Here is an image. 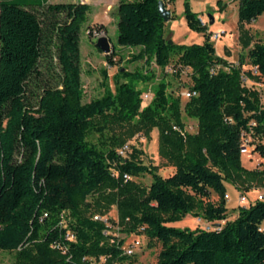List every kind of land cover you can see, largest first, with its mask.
<instances>
[{"label": "trees", "instance_id": "16d2710c", "mask_svg": "<svg viewBox=\"0 0 264 264\" xmlns=\"http://www.w3.org/2000/svg\"><path fill=\"white\" fill-rule=\"evenodd\" d=\"M176 1L122 0L116 9L122 51L113 47L110 66L127 52L132 63L165 73L144 107L138 86L157 78L148 69L119 68L113 87L103 69L104 94L84 101L81 31L89 5L0 0V250L15 253L14 264L129 260L125 240L94 219L114 207L123 233H144L162 244L157 264H264V200L239 208L230 220L226 199V183L247 185V192L264 185V169L247 170L241 153V134L251 122L264 140L259 95L242 86L244 57L235 65L217 56L208 25L189 1L183 13L187 26L203 34L204 42L170 45L159 4L167 8ZM236 1L240 29L264 15V0ZM174 18L171 12L169 22ZM88 30L93 41L95 30L107 36L100 24ZM244 35L242 29L240 39L248 49L251 41ZM248 57L259 73L248 75L260 80L264 44H254ZM168 69L178 79L185 69L191 71L187 88L196 96L184 109L180 96L170 92ZM183 111L198 120L197 133L186 131ZM135 120L148 134L159 131V156L175 168L172 175L163 177L156 166L145 165L143 152L134 146L121 156L123 141L104 148L89 141L92 133L102 135L110 125ZM255 151L264 157V142ZM125 175H150L152 183L125 182ZM93 195L97 199L91 204ZM188 215L224 225L218 230L172 226Z\"/></svg>", "mask_w": 264, "mask_h": 264}, {"label": "rangeland", "instance_id": "374dc122", "mask_svg": "<svg viewBox=\"0 0 264 264\" xmlns=\"http://www.w3.org/2000/svg\"><path fill=\"white\" fill-rule=\"evenodd\" d=\"M76 0H50L52 4L60 3H73ZM82 1V0H80ZM91 3L90 12L86 23L82 27L81 31V57H82V82L85 90V102H89L92 99L101 97L104 94L103 76L101 71L107 69L108 76L111 81L119 68L126 67L131 72L138 70H153L156 74V80L150 84H141L138 89L142 91V96L148 94L150 99H144V107L147 106L154 96V90L159 80L165 76L161 70L156 67H145L143 62H133L128 58V53L123 52L122 56L114 58V66L111 67L107 62V56L101 53L96 47V40H92L89 35V28L100 22L106 23L108 27V35L105 36L109 39L111 45L117 50L122 51V47L118 44V15L116 9L113 13L114 4L107 0H85ZM189 1L194 12H197L202 20L206 22L211 34L224 32L221 38L211 41L216 48V54L218 57L227 60L229 63L239 65L240 57H244L245 65L242 71L255 72L249 63V51L256 43L264 44V15L260 16L256 21L251 24L243 26L244 39L249 38L251 41V47L248 49L243 48L242 41L240 39L242 29H240L238 23V8L239 2L236 0H177L174 4L168 5L167 9L173 12L175 18L168 22L166 28V34L177 45H193L202 44L204 42V35L191 31L186 23V19L183 15L184 4ZM209 15H213V24L209 22ZM115 17V19H114ZM116 20V21H115ZM138 50H135L136 54ZM126 58V59H125ZM174 64V63H173ZM172 64V65H173ZM225 69V68H224ZM171 70H167V81L171 84L170 92L175 96H180L182 101V109L188 102L182 93L186 92L190 78L188 74H182L178 79L171 74ZM183 122L185 123V129L188 133L195 134L198 131V120L190 119L183 111ZM158 139L159 131L154 129L149 134L146 129L135 120L131 124L123 125H110L104 134L92 133L89 136V141L99 148L110 146L114 140L123 141L125 145L136 147L143 152L142 159L147 166H156L158 168V174L163 177H168L175 172V168L168 164L166 161L160 158L158 151ZM104 144H106L104 146ZM244 155L242 158L243 166L247 170L264 169V158L261 159L255 155ZM263 162V163H262ZM132 180L141 186L149 187L152 183V177L150 175H141L138 178H132ZM227 191L230 199L227 201L228 217L231 220L233 214L237 212L238 208L234 210L239 203L240 194L245 193L247 197V203L245 206L249 207L251 202L256 201L259 196L258 189L260 185H252L251 190L247 192V185L235 187L230 183H226ZM97 199V195H93L88 199V202L93 204ZM213 201L218 200V196L214 195L211 198ZM102 221L106 222L110 228L109 234L117 238L118 240H125L123 249L125 253L130 257L129 260L124 262H118L115 264H157L158 256L162 250V244L155 240L151 241L148 237L142 233L140 235L127 236L121 231V227L118 225V214L116 208H112L111 211L102 217ZM218 223H208L204 220L196 219L195 217L188 215L181 222L172 224L178 228H189L195 230L201 228L204 230H218ZM136 241H140L141 245L137 248H133ZM132 250L131 254L128 251ZM16 261V255L10 251L0 250V264H14ZM94 264H108L105 258L100 261H94Z\"/></svg>", "mask_w": 264, "mask_h": 264}, {"label": "built area", "instance_id": "2783aa9c", "mask_svg": "<svg viewBox=\"0 0 264 264\" xmlns=\"http://www.w3.org/2000/svg\"><path fill=\"white\" fill-rule=\"evenodd\" d=\"M202 23L204 25H207L206 22L204 20H202ZM222 35H224V32H220V33H214L212 34L211 38H213V40H218L219 38L222 37ZM105 33L104 32H100V31H93L92 33V38L94 40H98L99 38L105 37ZM170 70V69H169ZM225 70L228 71L229 68L225 67ZM188 74L189 78H190V73L191 71L188 69H185L184 74ZM212 73H215V69L212 70ZM259 73L257 72V68H255V72H253V75H258ZM241 80H242V86L245 87L249 92H255L259 95V99H260V103H261V108L264 110V77H262L260 80H256L252 77H250L248 75L247 72H243L242 76H241ZM189 84V83H188ZM187 99L192 98L193 96H196L195 92H192L190 89L187 88L186 92L182 93ZM143 100L144 99H150V96L148 94L142 96ZM257 124L256 122H251L250 126H249V130H245L242 132L241 134V140H242V144H241V153L242 156L244 155H252L250 157H254L255 155H259L258 153H256V148L257 145L264 142L263 140V136L262 134H258L255 131ZM132 146L130 145H125L123 147H121L119 149V154L123 157H126L127 154L131 151ZM125 182H128L130 180H132V177L125 175L124 176ZM226 199H228V195L226 196ZM259 201L264 200V195L259 194L258 198ZM256 199V200H257ZM247 203V197L245 195V193L240 194L239 197V205L240 206H245ZM95 220H101L102 218H100L99 216H95L94 217ZM141 245L140 241H136V243L134 244L133 248H137ZM133 251L130 250L128 251L129 254H131ZM127 255V254H126Z\"/></svg>", "mask_w": 264, "mask_h": 264}, {"label": "water", "instance_id": "95a60500", "mask_svg": "<svg viewBox=\"0 0 264 264\" xmlns=\"http://www.w3.org/2000/svg\"><path fill=\"white\" fill-rule=\"evenodd\" d=\"M159 12L161 16L164 18L166 22H169L171 12L165 7L163 2H160L159 4ZM214 17L213 15H209V22L210 24H213ZM174 42L171 40L170 45H172ZM96 47L98 50H100L104 55L108 56L113 51V46L111 45L109 39L107 37L99 38L96 42ZM221 226V224H218Z\"/></svg>", "mask_w": 264, "mask_h": 264}, {"label": "crops", "instance_id": "0c3cea01", "mask_svg": "<svg viewBox=\"0 0 264 264\" xmlns=\"http://www.w3.org/2000/svg\"><path fill=\"white\" fill-rule=\"evenodd\" d=\"M89 1V0H88ZM108 1H111V2H113V4H114V7L115 8H113V13H114V10L115 9H117V7H118V5H119V3H120V1H122V0H107V2ZM49 2H50V0H49ZM73 3H81V4H87V5H89L90 7H91V3L90 2H86L85 0H82V1H80V0H76V1H74ZM197 13V12H196ZM114 19H115V17H114ZM201 19V18H200ZM116 21V20H115ZM98 24H100V25H103V26H105L106 27V29H107V35L109 34L108 33V27H107V25H106V23H104V22H100V23H98ZM210 32H212V30L210 29L209 30ZM257 156H259L261 159H263L264 157H262V156H260V155H257ZM244 156H242V158H243ZM263 163V162H262ZM262 165H264V164H262ZM260 190V191H259ZM258 191L260 192L259 194H262V195H264V187H260L259 189H258ZM227 195H228V199H227V201L230 199V196H229V194L227 193ZM239 201V200H238ZM241 207H245V206H240L239 205V203H238V206L234 209V210H236L237 208H238V210H239V208H241ZM237 210V212H235L234 214H233V217L231 218V220H235L236 218H237V216H238V214H239V211ZM228 211H229V209H228ZM221 225L223 226L224 225V222H222L221 223Z\"/></svg>", "mask_w": 264, "mask_h": 264}]
</instances>
